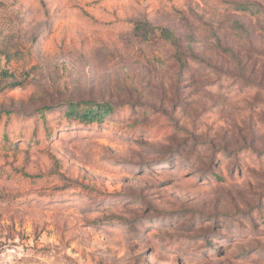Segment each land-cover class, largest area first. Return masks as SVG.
<instances>
[{"label": "rangeland", "instance_id": "rangeland-1", "mask_svg": "<svg viewBox=\"0 0 264 264\" xmlns=\"http://www.w3.org/2000/svg\"><path fill=\"white\" fill-rule=\"evenodd\" d=\"M0 264H264V0H0Z\"/></svg>", "mask_w": 264, "mask_h": 264}, {"label": "trees", "instance_id": "trees-1", "mask_svg": "<svg viewBox=\"0 0 264 264\" xmlns=\"http://www.w3.org/2000/svg\"><path fill=\"white\" fill-rule=\"evenodd\" d=\"M141 27L137 24V29ZM168 31H163L162 36L167 40L170 39ZM114 112L113 106L110 104H97L90 102H80V103H69L67 105V117L70 121L80 124H88L97 126L102 124L107 117H109ZM24 198L23 195L16 196L13 199Z\"/></svg>", "mask_w": 264, "mask_h": 264}, {"label": "built area", "instance_id": "built-area-1", "mask_svg": "<svg viewBox=\"0 0 264 264\" xmlns=\"http://www.w3.org/2000/svg\"><path fill=\"white\" fill-rule=\"evenodd\" d=\"M8 251L10 252V254H12L11 256L14 257L17 256L20 260L23 259V250H20L19 246L15 245V246H12V247H9L8 248ZM10 262V260H9Z\"/></svg>", "mask_w": 264, "mask_h": 264}]
</instances>
